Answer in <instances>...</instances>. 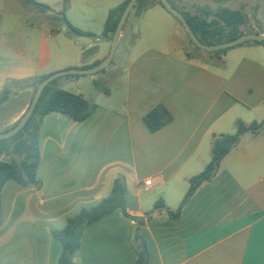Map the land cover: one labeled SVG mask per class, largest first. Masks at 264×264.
I'll list each match as a JSON object with an SVG mask.
<instances>
[{
	"label": "crops",
	"instance_id": "obj_1",
	"mask_svg": "<svg viewBox=\"0 0 264 264\" xmlns=\"http://www.w3.org/2000/svg\"><path fill=\"white\" fill-rule=\"evenodd\" d=\"M35 1L51 11L0 0V93L9 82L101 62L111 45L101 37L107 13L125 0H69L67 22L95 37L64 31L55 17L62 0ZM173 1L192 2L193 14L217 7L209 0ZM224 6L243 10L248 29L264 34L259 17L264 0ZM135 19L127 34L121 32L103 73L58 81L59 89L82 95L96 108L79 123L59 113L42 118L40 187L10 180L1 190L0 264H57L61 245L52 232L108 197L119 177L127 214L143 221L138 233L147 264H264V130L241 137L178 218L167 213L178 209L189 179L210 162L212 135L233 134L236 120H264V46L229 48L219 66L193 50L160 5ZM94 81L108 82L109 94L97 92ZM32 96V87L24 85L0 103V133L17 123ZM159 105L172 121L151 133L143 117ZM146 180L152 181L148 191L139 187ZM157 201L163 207L153 211ZM136 227L119 209L101 218L82 231L73 264H135L130 240Z\"/></svg>",
	"mask_w": 264,
	"mask_h": 264
},
{
	"label": "trees",
	"instance_id": "obj_2",
	"mask_svg": "<svg viewBox=\"0 0 264 264\" xmlns=\"http://www.w3.org/2000/svg\"><path fill=\"white\" fill-rule=\"evenodd\" d=\"M20 1L26 7L39 13L51 11L49 6L38 3L35 0ZM209 1L217 5L214 10L205 6L201 12L195 14H188L184 11H179L185 17L191 30L200 42L206 45H216L234 40L246 33H254L252 29H248V18L243 10H232L224 6L228 2L237 0ZM127 2L128 0H125L118 6L108 11L101 37L108 38L111 41L116 25ZM152 4H158L161 6L159 0H138L129 17L131 15H134V17L140 16ZM171 5L174 7L172 3ZM68 7L69 0H62L61 9L55 14V17L63 21L65 27L64 31L72 36L95 37L94 34L81 31L67 22L65 13L67 12ZM127 21L128 19L123 25L121 32L125 29ZM176 21L181 26L180 22L178 20ZM188 41L194 51L206 54L209 56L210 60L215 62L216 65L223 66V61L220 59V56L224 55L228 49L208 53L194 46L189 38ZM246 44L264 46V41L246 42L241 45ZM186 57L191 58V55L186 53ZM104 71L105 69L100 73H103ZM64 77L75 78L78 76ZM44 78L45 77H36L23 81H13L7 83L5 88L0 93V103L6 101L13 93V89H18L20 86L29 85L32 87L34 93L35 88ZM61 78L53 80L44 88L32 116L23 129L9 139L0 140V157H9L8 161L0 160V223L1 190L7 181L11 180L20 186H34L36 188H39L41 185L37 179V167L39 164L38 132L42 118L50 113H59L68 117L73 122L79 123L89 118L96 108L94 103L85 99L82 95L69 93L59 89L57 87V83L61 80ZM92 85L97 92L105 95L109 94V89L104 87L101 82L94 81ZM171 121L172 116L161 105L153 108L143 117V123L147 130L151 133L158 131ZM234 129L235 132L233 134L212 135L210 141V162L205 166L202 172L189 179L188 190L178 209L173 212L167 210L170 218H178L181 208L189 201V199L204 184L210 182L214 178L220 167L221 161L231 151V149L240 142V139L244 134L250 133L252 135H257L264 130V120L260 122H252L250 124H245L241 120H236L234 122ZM125 196V183L124 180L119 177L114 181L112 190L108 197L103 199L96 206L82 208L76 216L66 220L62 229L53 231V238L61 245V254L57 264H73V258L80 246L82 231L86 227L111 214L117 209H119L125 217L134 220L137 224L130 240V246L137 253V260L135 264H147L146 247L144 241L141 240L138 233V226L142 225L143 221L139 218H133L127 214L125 209ZM162 207L163 205L161 201H157L153 207V211Z\"/></svg>",
	"mask_w": 264,
	"mask_h": 264
},
{
	"label": "water",
	"instance_id": "obj_3",
	"mask_svg": "<svg viewBox=\"0 0 264 264\" xmlns=\"http://www.w3.org/2000/svg\"><path fill=\"white\" fill-rule=\"evenodd\" d=\"M137 1L138 0H128L121 14V17L116 25L115 31L112 35L111 45H110V49H109L107 56L101 62L97 63L96 65L92 67L80 68V69L71 68L67 70L54 72L46 76L35 88L31 102L27 110L25 111V113L21 116V118L17 121V123L12 128L7 130L6 132L0 133V140L9 139L23 129V127L26 125V123L32 116L44 88L48 86L53 80L64 77V76L95 75V74L100 73L111 63L116 53L118 44H119L120 34L123 28V25L128 19ZM159 2L166 12H168L172 17H174L176 20L180 22L182 28L184 29L186 35L188 36L190 41L193 43V45L202 51L213 53L219 50L229 49V48L241 45L246 42L264 41V34L246 33L231 41L223 42V43L216 44V45H206L198 40V38L195 36L193 31L191 30L189 24L187 23L185 17L178 10H176L168 0H159Z\"/></svg>",
	"mask_w": 264,
	"mask_h": 264
},
{
	"label": "rangeland",
	"instance_id": "obj_4",
	"mask_svg": "<svg viewBox=\"0 0 264 264\" xmlns=\"http://www.w3.org/2000/svg\"><path fill=\"white\" fill-rule=\"evenodd\" d=\"M23 8H28V7H26L20 0H16ZM76 1H78L79 2V4L81 3V1L82 0H76ZM171 1V3L175 6V7H180V9L182 10V11H184L185 13H188V14H193L194 13V8H193V6H192V2H188V3H185L186 5H180V3H178V2H176V1H173V0H170ZM29 10H31L32 11V9L31 8H28ZM248 13L251 15V14H253V12L252 11H250V10H248ZM259 17H260V20H261V23H262V25H263V21H264V6L262 7V9H261V11H260V14H259ZM41 21H44L42 18H41ZM136 23H137V20L135 19V17H134V15L132 16H130L129 18H128V21H127V23H126V25H125V34H127V30L129 31V29L130 28H133L135 25H136ZM123 44V41L121 42V45ZM190 44V43H189ZM191 46V45H190ZM200 53V52H199ZM200 54H202V53H200ZM111 67V66H110ZM109 67V68H110ZM63 78H66V77H62L61 79H63ZM84 78H88V77H84ZM108 83V82H107ZM107 83H104L103 84V86L104 87H106V88H108L109 89V85H105V84H107ZM58 84V83H57ZM0 160H9V157H4V156H1L0 157Z\"/></svg>",
	"mask_w": 264,
	"mask_h": 264
},
{
	"label": "built area",
	"instance_id": "obj_5",
	"mask_svg": "<svg viewBox=\"0 0 264 264\" xmlns=\"http://www.w3.org/2000/svg\"><path fill=\"white\" fill-rule=\"evenodd\" d=\"M152 186V181L151 180H146L143 181L139 187L144 190V191H148L150 189V187Z\"/></svg>",
	"mask_w": 264,
	"mask_h": 264
}]
</instances>
